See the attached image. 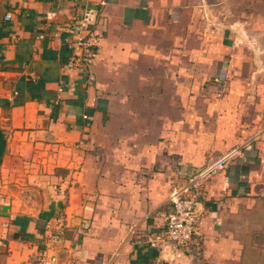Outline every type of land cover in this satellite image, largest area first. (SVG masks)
Returning a JSON list of instances; mask_svg holds the SVG:
<instances>
[{
	"label": "crops",
	"instance_id": "obj_1",
	"mask_svg": "<svg viewBox=\"0 0 264 264\" xmlns=\"http://www.w3.org/2000/svg\"><path fill=\"white\" fill-rule=\"evenodd\" d=\"M231 3L264 6L0 0V264L35 259L57 216L66 222L58 264H264L259 100L247 114L238 82L227 96L203 84L239 63L229 24L242 18L205 19ZM92 30L101 38L87 71L77 42ZM231 149L235 158L200 185L189 250L150 248L172 187Z\"/></svg>",
	"mask_w": 264,
	"mask_h": 264
},
{
	"label": "built area",
	"instance_id": "obj_2",
	"mask_svg": "<svg viewBox=\"0 0 264 264\" xmlns=\"http://www.w3.org/2000/svg\"><path fill=\"white\" fill-rule=\"evenodd\" d=\"M87 22L83 20L80 27L86 29ZM100 34L92 30L85 38H79L77 45L82 50L77 61H82L87 71L95 57L100 44ZM72 48V44L69 46ZM238 153L232 149L209 162L184 186H173L168 198V210L163 218V230L159 233H152L145 236L147 245L156 250H162L168 245H173L181 251H188L190 245L199 235V224L201 215L196 210L198 197L200 195L201 183L211 175L223 170L229 161ZM66 222L63 216L54 217L46 227V235L43 238L44 249L32 261L26 264H58L57 256L54 253L57 246L64 238Z\"/></svg>",
	"mask_w": 264,
	"mask_h": 264
},
{
	"label": "rangeland",
	"instance_id": "obj_3",
	"mask_svg": "<svg viewBox=\"0 0 264 264\" xmlns=\"http://www.w3.org/2000/svg\"><path fill=\"white\" fill-rule=\"evenodd\" d=\"M236 4L237 9L233 7L235 5L233 3H231L226 10H215L211 7L207 8V17H205V19H215L218 16H226V19L230 22V18L234 19V13H236L238 17L242 18L239 25L229 24L231 30L236 31L238 34L234 40L235 50L239 49L242 51L238 65L233 62L229 67V72L223 74L220 77V80H209L205 81L203 84H207V86L214 85L212 86L214 87V90H212V92L214 91V95L227 96L233 95V90L231 88L227 89V86L233 82H238V84L240 82V85H235L236 87H239V90H236V92L238 91V96L244 98L245 101H243L241 106L237 109H241L247 114L250 113L251 111L249 110L250 105L248 100L250 101L252 98H257V100H259V105L256 113L258 116L260 115L259 119L262 117L261 122H264V19H262L263 22H256L250 19V13L255 12L264 18V6L256 5L255 3ZM224 26L228 27L227 24ZM211 27L213 29L225 28L218 25L215 27L211 25ZM219 82L226 87L224 89L217 87ZM225 83L227 84L225 85ZM230 113H233V109ZM233 124H236L235 121L231 122V128ZM259 126H261V123H259ZM234 158H232L229 162H231ZM169 179L174 180L173 177Z\"/></svg>",
	"mask_w": 264,
	"mask_h": 264
}]
</instances>
